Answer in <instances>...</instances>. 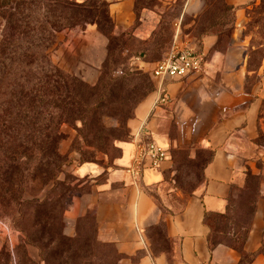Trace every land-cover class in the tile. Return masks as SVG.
Segmentation results:
<instances>
[{
    "label": "rangeland",
    "instance_id": "1",
    "mask_svg": "<svg viewBox=\"0 0 264 264\" xmlns=\"http://www.w3.org/2000/svg\"><path fill=\"white\" fill-rule=\"evenodd\" d=\"M51 1L0 0V48L7 46L13 25L20 26L25 20L34 29L28 37L34 45L23 49L38 55L39 61L49 58L84 84L75 91L71 118L59 127L57 146L49 147L46 141L37 144L34 137H29L25 148H21L23 157L14 159L13 155L20 152L15 145L19 144L17 135L14 129L10 133L0 129V141L4 134L14 138L8 151L0 143V223L14 235L13 242L0 237V264H105L102 250L95 253L92 220L77 221L73 232L67 229L66 211L80 192L75 168L83 161L110 165L119 156L117 143L130 138L129 122L136 104L155 89L152 68L170 50L178 32L202 49L200 33L215 31L218 39L205 54V61L219 51L227 54L223 59L226 66H244V90L261 101L256 140L264 154V0H255L245 9L241 26H237V8L224 9L222 0H202L203 8L195 17L186 11L187 0H137L138 11L156 10L159 15L153 20L157 24L150 36L140 23L137 32L115 33L105 0H75L87 1L95 20L58 32L57 44L52 48ZM91 24L108 40L101 66L94 71L87 64L81 65L79 57L68 55L69 67L62 66L57 54L66 38ZM199 137L195 135L192 142L182 137L177 148L175 186L184 193L201 186L203 166L210 157L207 150L191 152L193 141ZM54 161L57 166L52 168ZM251 196L245 192L237 199L236 211L243 213L241 225L248 219ZM209 218L212 239L216 241L226 225L218 215Z\"/></svg>",
    "mask_w": 264,
    "mask_h": 264
},
{
    "label": "crops",
    "instance_id": "2",
    "mask_svg": "<svg viewBox=\"0 0 264 264\" xmlns=\"http://www.w3.org/2000/svg\"><path fill=\"white\" fill-rule=\"evenodd\" d=\"M106 1L115 33L137 32V23L147 29V36L156 28V10L138 14L137 0ZM225 1L237 8V26H241L245 9L255 0ZM203 5L202 0H187L185 8L195 17ZM217 39L215 33L203 35L202 52L208 53ZM107 41L96 25H87L66 38L57 59L69 67L66 56L79 57L81 65L96 71L107 56ZM174 41L198 49L179 32ZM225 55L213 52L199 73L154 78L155 89L136 106L129 122L130 138L117 143L119 156L110 165L84 162L75 168L80 192L66 211L67 229L73 232L77 221L92 220L95 253L102 250L105 264H241L237 249L222 244L211 249L205 214L225 213L230 198L247 185L248 173L260 176V181L244 251L256 253L261 248L264 154L256 140L261 101L244 90V66H226ZM164 92L172 102L156 106ZM195 135L200 137L193 141L191 152L207 150L210 157L203 166L201 186L184 193L175 186L177 148L182 137L192 142ZM152 140L167 148L170 158L159 168L145 167L140 176H134L128 170L134 165L137 144ZM2 236L14 240L9 228L0 223ZM94 259L97 262V256ZM250 264H264V253L256 254Z\"/></svg>",
    "mask_w": 264,
    "mask_h": 264
},
{
    "label": "trees",
    "instance_id": "3",
    "mask_svg": "<svg viewBox=\"0 0 264 264\" xmlns=\"http://www.w3.org/2000/svg\"><path fill=\"white\" fill-rule=\"evenodd\" d=\"M51 2L54 7L51 10L50 23L51 48L57 44L58 32L68 27H75L80 23L85 24L89 20L92 22L95 20L93 12L90 10L91 6L87 1L52 0ZM222 2L224 9L235 10L225 0ZM136 10L140 14L141 11L137 9V1ZM11 22L13 21L11 20ZM12 30L13 34L8 39L7 46L4 45L0 48V129L2 132L9 133L14 129L19 142L15 145L20 150L13 155L14 159H17L23 157L24 151L21 148H25V144L30 141L29 137H34L37 144L46 141L49 147L57 146L61 138L59 127L64 121L71 118L76 102L75 91L82 89L84 84L76 76L66 73L56 66L49 58L46 57L39 61L38 55L28 54L29 50L23 49V46L34 45V42L30 38L28 39L29 34L34 31L29 22L23 20L20 26L13 25ZM208 33L217 34L215 31L201 32L198 37L199 41L202 42L203 35ZM198 50L201 51V49ZM6 62L10 64L7 66ZM28 132H34V135H30ZM4 135L0 143L8 151L14 143V138L10 134ZM84 162L94 161L81 163ZM53 166H57L55 161L52 168ZM253 176L258 179L254 180ZM259 181L260 176L248 173L247 185L243 189L237 190L236 195L230 198L225 213L216 214L207 211L205 214V223L211 229L208 239L211 249L219 244L237 249L242 255L241 264H250L256 254L264 253V242L256 253L244 251V243L256 210ZM245 192L252 196L249 205H247L248 219L241 225L239 223L242 221L240 217L243 213L241 214L242 210L236 211L237 199ZM211 215L220 216L226 225V228L217 235L216 241L212 239L211 235L212 226L209 222Z\"/></svg>",
    "mask_w": 264,
    "mask_h": 264
},
{
    "label": "built area",
    "instance_id": "4",
    "mask_svg": "<svg viewBox=\"0 0 264 264\" xmlns=\"http://www.w3.org/2000/svg\"><path fill=\"white\" fill-rule=\"evenodd\" d=\"M205 54L188 43L174 41L165 56L158 60L152 68V76L157 79L183 78L202 71L205 63ZM172 102L167 92L162 93L157 99L156 106H167ZM170 158L167 148L156 141L137 144V153L133 167L129 172L140 176L145 167L159 168L164 161Z\"/></svg>",
    "mask_w": 264,
    "mask_h": 264
}]
</instances>
